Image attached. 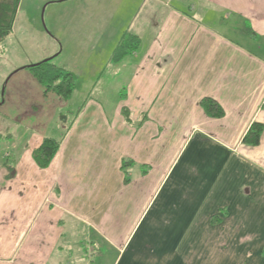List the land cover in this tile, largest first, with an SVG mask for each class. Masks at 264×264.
<instances>
[{"label":"crops","instance_id":"obj_1","mask_svg":"<svg viewBox=\"0 0 264 264\" xmlns=\"http://www.w3.org/2000/svg\"><path fill=\"white\" fill-rule=\"evenodd\" d=\"M131 1L141 45L114 64L130 79L111 121L74 115L47 169L32 156L44 131L0 134L17 158L12 180L0 160V264H264V133L242 143L264 124V0Z\"/></svg>","mask_w":264,"mask_h":264},{"label":"rangeland","instance_id":"obj_2","mask_svg":"<svg viewBox=\"0 0 264 264\" xmlns=\"http://www.w3.org/2000/svg\"><path fill=\"white\" fill-rule=\"evenodd\" d=\"M124 1L131 2L129 8L107 10L104 22L97 6L99 2L110 6V0H22L12 34L0 43V134L13 137L7 143H22L36 131L58 139L63 132L66 135L69 121L80 110L91 115L101 110L111 121L122 95L128 93L130 79L128 69L115 81L113 61L120 43L134 36L128 27L137 13L136 4ZM115 14L120 17L112 20ZM50 58L53 65L76 77L69 101L58 102L57 96L46 94L27 68ZM0 158L4 166L17 162L13 154L3 157L2 153ZM6 169L14 179L15 169ZM94 253L90 249L89 258Z\"/></svg>","mask_w":264,"mask_h":264},{"label":"trees","instance_id":"obj_3","mask_svg":"<svg viewBox=\"0 0 264 264\" xmlns=\"http://www.w3.org/2000/svg\"><path fill=\"white\" fill-rule=\"evenodd\" d=\"M21 2L22 0H0V43L4 42L12 34ZM140 45L141 39L139 37L129 36L116 49L113 57L114 63H121L125 58L136 53ZM51 61L52 59H48L27 68L33 72L37 82L45 87L46 94L52 93L64 102L69 101L76 87V77L66 69L53 65ZM200 106L209 118L222 119L226 115L224 108L212 98L202 99ZM81 111H78L75 116L79 115ZM121 112L125 116L126 121L128 123L131 122L129 109L123 107ZM263 133L264 124L254 122L244 136L242 143L250 147H258ZM61 143L62 139L44 138L42 145L34 150L33 159L40 169L49 168L59 152ZM132 164V161H124L123 169L125 173ZM7 167L9 171L14 170L11 166ZM12 177V175H9L7 179ZM129 182L130 178L126 176L125 183Z\"/></svg>","mask_w":264,"mask_h":264}]
</instances>
